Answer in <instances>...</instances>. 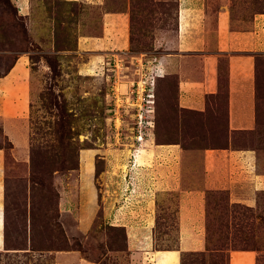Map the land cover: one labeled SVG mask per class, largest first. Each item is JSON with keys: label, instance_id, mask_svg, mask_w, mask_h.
<instances>
[{"label": "rangeland", "instance_id": "obj_1", "mask_svg": "<svg viewBox=\"0 0 264 264\" xmlns=\"http://www.w3.org/2000/svg\"><path fill=\"white\" fill-rule=\"evenodd\" d=\"M91 1L0 0V76L21 55L25 75L2 97L0 264H238L241 251L264 264V188L252 173L235 171L239 192L222 171L200 209L180 187L207 141L253 150L250 170L264 174V112L254 130L224 136L212 111L209 122L176 107L172 78L161 88L158 49L175 48L181 0H116L126 14L104 32ZM222 1L233 19L264 13V0L206 3Z\"/></svg>", "mask_w": 264, "mask_h": 264}, {"label": "crops", "instance_id": "obj_2", "mask_svg": "<svg viewBox=\"0 0 264 264\" xmlns=\"http://www.w3.org/2000/svg\"><path fill=\"white\" fill-rule=\"evenodd\" d=\"M91 3L100 10L101 31L104 32L105 26L117 29V17L123 20L126 14L125 10L117 9V1L104 3L102 0H93ZM179 5L175 48L166 54L163 52L157 59V68L162 71V74L156 76L157 81L166 86L168 78H172L177 108L203 114L201 119L209 122L211 115L208 112L212 111L214 119L210 123L217 126L222 122L221 126L227 127V134L254 130L264 112V85H261L264 80L257 61L255 64L256 57L264 55V13L248 14L246 11L235 10L233 19L224 1L212 8L208 7L206 0H181ZM209 19L213 20V24L209 23ZM83 38L86 37L81 35L80 39ZM87 38L93 39V36ZM22 57L18 56L9 71L0 76V114H3V92L8 89L9 83L13 84L18 80L23 84L25 79V75L20 73L24 69ZM18 62L19 65L13 72L12 69ZM19 89L20 86L17 91ZM165 146L175 153V144ZM189 155L195 164L193 163L188 173L181 175L180 187H184L187 192L184 199L187 205L193 206L192 209L196 205L200 209L203 202L201 191L206 187L217 188L222 185L223 177L220 174L223 172H227L229 190L239 191L241 188L240 176L237 178L235 175L241 173H235L239 168L242 172L252 173L254 185L264 188V174H256L250 170L253 162L258 161V155L253 150L205 148ZM232 180L237 181V186ZM182 183L186 185L183 186ZM1 231L2 213L0 244ZM240 253L252 257L251 252H237L236 263L240 261L238 264H250V259ZM72 264L85 263L73 261Z\"/></svg>", "mask_w": 264, "mask_h": 264}, {"label": "trees", "instance_id": "obj_3", "mask_svg": "<svg viewBox=\"0 0 264 264\" xmlns=\"http://www.w3.org/2000/svg\"><path fill=\"white\" fill-rule=\"evenodd\" d=\"M159 51H161V52H164L165 53V51H164V49H158ZM259 60H261V61H259ZM256 61H257V63H261V64H264V55H262V56H257L256 57V59H255V64H256ZM259 63V64H260ZM10 69V68H9ZM7 72V71H6ZM5 74V73H4ZM3 74V75H4ZM3 75H1V76H3ZM256 75V74H255ZM157 78V77H156ZM160 84V83H159ZM161 85V84H160ZM168 87V85H166V86H162L161 85V88L162 89H166ZM161 91V90H160ZM226 94V92H224V95ZM225 99V98H224ZM222 102V101H221ZM175 105H176V101H175ZM176 107H177V105H176ZM178 109H180V110H182V111H185V112H192V111H190V110H187V109H182V108H178ZM194 113V112H193ZM196 113V112H195ZM210 115H212V114H210ZM219 128H223L222 129V132L224 133V136L228 133L227 132V127L224 125L223 127L219 124V126H218ZM219 128H215V129H219ZM237 132H241V133H243V132H245V131H234V133H237ZM179 143V142H178ZM211 144H210V142L209 141H207V142H204V144H203V146H204V148H207V147H209ZM211 147V146H210ZM226 147V146H225ZM225 147H223V148H225ZM235 149V148H234ZM4 150V154H5V149H3ZM4 226V225H3ZM3 229H4V227H3ZM3 235L5 236V234H4V232H3ZM181 264H183V262L181 263Z\"/></svg>", "mask_w": 264, "mask_h": 264}, {"label": "built area", "instance_id": "obj_4", "mask_svg": "<svg viewBox=\"0 0 264 264\" xmlns=\"http://www.w3.org/2000/svg\"><path fill=\"white\" fill-rule=\"evenodd\" d=\"M146 95H148V94H146ZM149 97H150V96H148V98H149ZM147 101H150V100H147ZM151 102H152V101H151ZM147 107H148V108L145 107V109H144V111H142V113H149V112L152 111V108H151L150 105H148Z\"/></svg>", "mask_w": 264, "mask_h": 264}]
</instances>
